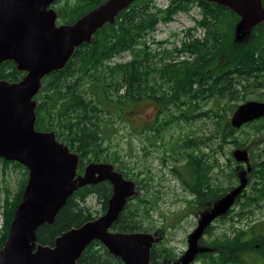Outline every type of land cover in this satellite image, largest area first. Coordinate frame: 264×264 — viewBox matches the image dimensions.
Returning a JSON list of instances; mask_svg holds the SVG:
<instances>
[{"label":"trees","instance_id":"1","mask_svg":"<svg viewBox=\"0 0 264 264\" xmlns=\"http://www.w3.org/2000/svg\"><path fill=\"white\" fill-rule=\"evenodd\" d=\"M104 1L54 0L52 7L56 10L57 20L61 19L60 24H71ZM193 6L198 8L200 18L195 19L194 27L185 32L181 47L173 50L177 54H188L191 59L165 63L161 57L158 59L160 61H155L158 52L149 51L147 37L155 31L159 22H169L177 13H187ZM239 19L228 7L207 0H168L164 8L155 6L152 0L133 1L117 14L114 23H106L97 29L90 43L84 42L75 47L63 68L42 78L41 87L34 96V128L39 131L52 130L59 142L77 154L76 174H82L87 163L102 161L113 163L128 179H133L130 169L116 151L108 153L104 142L108 138V126L113 125V113L122 111L125 106H131L141 98H150L161 106L155 125L149 129L155 135L166 130L175 120L187 121L202 115L215 117L219 124L223 121V111L227 130L223 138L233 137V132L239 128L230 125L226 110L231 114L237 105L226 103L223 106V100L231 102L243 99L249 90L256 91L257 100L264 97V21L250 30V41L241 46L235 42L239 40L236 34ZM197 28L202 32L200 37L192 34ZM173 51L169 56H172ZM123 52L129 53L128 60L110 63L111 59ZM222 58L224 60L220 63ZM24 74V71L16 69L12 60L0 64V80L17 82ZM154 75L161 79L160 83L154 79ZM206 99L221 103L215 109L211 107L207 111H199V101ZM181 104L187 107H181ZM169 106H174L177 114L171 113L168 117L166 110ZM242 126L249 128V131H245L246 139L251 136L256 144L259 141L264 144L263 119ZM210 140V136L182 139L179 146L183 147V151L178 153L180 149L171 150L177 151L178 156L172 158L173 163L169 168L183 189L191 194L192 202L202 209V213L208 211L212 203L231 191L235 182L239 181L235 169L239 162L228 157L230 162H235L234 167L217 166V159L210 161L209 155L201 149L202 146H208ZM231 142L235 147H241L239 140L233 139ZM263 152L264 147H261L257 154L259 158L252 159L251 171L246 173L248 190L247 187L241 190L235 198L234 205H238V211L229 208L226 212H235V221H240L244 215L254 214L255 210L264 212ZM0 161L4 169L9 164L21 169L24 177L13 194L6 184L0 187V194H3L0 199L3 217L1 249L14 211L21 200L28 173L25 167L15 161L2 158ZM140 182L136 181V194L128 198L111 229L156 232L158 241L150 249V261L152 264H164L174 256L172 247L167 239L161 238V230L152 224L154 203L140 193L148 185L145 179L142 185ZM110 193L111 185L108 181L78 187L57 212L54 223H44L38 227L36 241L52 245L55 237L62 232L99 216L106 210ZM90 197L96 200L99 206L97 210L88 204ZM231 218L234 219L233 216ZM250 221L253 222V219ZM248 228L244 230L232 224V236L222 233L213 239L216 253L207 257L197 255L196 259L204 258V264H246L242 251L249 250L260 256L258 264H264V219H257ZM76 264L124 263L100 241L93 240Z\"/></svg>","mask_w":264,"mask_h":264},{"label":"water","instance_id":"2","mask_svg":"<svg viewBox=\"0 0 264 264\" xmlns=\"http://www.w3.org/2000/svg\"><path fill=\"white\" fill-rule=\"evenodd\" d=\"M133 1L105 0L71 24H57V13L52 7L54 0H0V64L12 60L17 70L25 72L17 82L0 80V158L21 164L28 173L0 249V264H76L93 240L100 241L124 264H152L150 249L158 241L156 232L111 229L128 198L136 194V183L109 162H89L82 174H76L77 154L59 142L52 130L34 128V96L42 78L63 68L75 47L90 43L97 29L114 23L117 14ZM207 1L226 6L239 16L238 33L264 21L262 0ZM261 117H264V101L249 99L235 107L229 123L239 128ZM232 155L250 171L246 149L236 148ZM101 181L111 185L102 214L62 232L52 245L36 241L38 227L53 224L57 212L78 187ZM246 182L245 177H240L237 186L202 213L177 264L193 260L203 229L231 207Z\"/></svg>","mask_w":264,"mask_h":264},{"label":"rangeland","instance_id":"3","mask_svg":"<svg viewBox=\"0 0 264 264\" xmlns=\"http://www.w3.org/2000/svg\"><path fill=\"white\" fill-rule=\"evenodd\" d=\"M152 1L155 6L161 8H164L168 2V0ZM199 18L200 13L198 8L193 6L187 13H177L169 22H159L155 31L146 39L149 51L158 52L155 61H160L158 59L161 57L162 62L165 63L180 61L181 59H191V56L188 54H177L173 50L174 48L181 47V42L185 38V32L187 29L194 27L195 19ZM57 23H61V19H58ZM192 34L194 37H200L202 32L197 28L192 31ZM238 34L239 40L235 42L241 46L246 45L250 41V30L241 29ZM171 51H173L172 56H169ZM164 54L167 56L163 57ZM128 59L129 53L123 52L111 59L110 63H120ZM223 60L222 58L219 62L221 63ZM158 65L160 66L161 63H158ZM154 79L159 83L161 81L156 75H154ZM255 98L256 91L249 90L244 94L243 99L232 100L231 102L223 100L222 104L223 106L226 103L228 105H238L245 100ZM220 103V101L216 100H200L197 108L199 111H207L211 107L215 109L217 104ZM181 107H187V105L181 104ZM159 109H161V106L155 100L141 98L131 106H125L122 111L113 113L111 120V122L113 121V125L107 128L108 138L105 140L104 145L107 147L108 153L111 154L113 151H116L121 161L130 169V174L133 176L132 180L135 183L136 181H141L140 184L142 185L143 180H146L148 184L147 189L140 190V193L145 194L153 200L154 209L151 211L152 224L161 230V238L163 240L167 239L174 254L164 264H177L188 248L189 234L197 226L198 219L202 216V209L195 206L190 193L183 189L179 180L173 176L169 169L173 163L172 158L178 156V153L183 151V147L180 148L179 146L181 140L195 136H210L209 145L206 147L202 146L201 149L209 155L210 161L211 159H217V166H222L223 168L235 166V162L228 160V157H231L235 161L232 152L237 147L231 142L233 139L241 142V147L238 148L248 151L250 164H252V159L259 158L257 154H259L261 147H263V143L259 141L256 144V142L251 140V136H248L247 139L245 138V131H249L247 126H241L234 131L233 137L225 136L223 138L224 133H227L224 126L226 116L223 111L221 112L224 115L223 121L219 122V124L216 122L215 117L210 118L202 115L187 119V121L175 120L166 130L155 135L149 129L155 125ZM166 112H168V117H170L171 113L177 114V109L174 106H169ZM208 113L212 114L210 111ZM226 114L228 117L231 115L228 110H226ZM172 149L180 150L176 154L177 151L172 152ZM185 151L187 152L188 150ZM235 169L239 181L240 177L246 178L247 171L245 166H235ZM23 178L21 169L14 167L12 164H9L4 169L0 161V187L6 184L10 193L13 194L17 191L18 183ZM239 181L235 182V186L239 184ZM2 198L3 194L1 193L0 199ZM87 201L94 210L99 208L93 197H90ZM234 204L230 208L237 212L238 205ZM235 212L233 214L230 212L226 213V215H219L211 224L203 229L202 235L196 244L197 250L195 256L188 264H204V258L198 257L196 259L197 255L203 254V256L207 257L212 253H216V246L212 244L213 239L222 233L232 236V224L234 227L245 230L249 229L248 227L257 219H264V212L261 213L255 210L254 214L244 215L240 221H235ZM230 216H233L234 219ZM250 219H253V222ZM2 223L3 217L1 213L0 230L2 229ZM242 257L246 264H258L261 260L259 255L251 253L249 250L242 251Z\"/></svg>","mask_w":264,"mask_h":264},{"label":"flooded vegetation","instance_id":"4","mask_svg":"<svg viewBox=\"0 0 264 264\" xmlns=\"http://www.w3.org/2000/svg\"><path fill=\"white\" fill-rule=\"evenodd\" d=\"M264 87V86H263ZM263 91H264V88L262 89ZM255 100H257V99H255ZM261 101H264V97H262V99H261ZM259 119H263L264 120V117H261V118H259ZM256 120H258V119H256ZM253 121H255V120H253ZM246 124V123H245ZM244 125V124H243ZM240 128V127H239ZM264 139V138H263ZM264 141V140H263ZM263 147H264V144H263ZM263 154H264V152H263ZM264 159V158H263ZM240 164L238 165V166H240V167H242V166H245L246 167V164L245 163H243V162H239ZM251 163H252V161H251ZM250 171H251V169H250ZM250 171H247L248 173L250 172ZM246 172V173H247ZM96 184V183H95ZM247 187V189L246 190H248V188H249V184L246 186ZM191 195V194H190ZM193 199V198H192Z\"/></svg>","mask_w":264,"mask_h":264}]
</instances>
